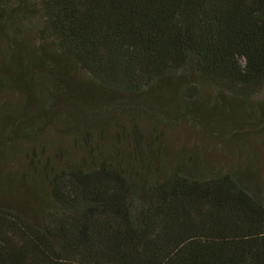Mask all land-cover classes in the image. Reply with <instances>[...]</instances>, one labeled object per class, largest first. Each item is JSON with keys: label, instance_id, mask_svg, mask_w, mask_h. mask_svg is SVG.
Returning <instances> with one entry per match:
<instances>
[{"label": "trees", "instance_id": "16d2710c", "mask_svg": "<svg viewBox=\"0 0 264 264\" xmlns=\"http://www.w3.org/2000/svg\"><path fill=\"white\" fill-rule=\"evenodd\" d=\"M0 37V93L25 103L0 111V145L27 147L47 194L31 211L0 202V264H264V198L239 172L175 161L148 179L89 150L54 165L33 124L60 113L72 68L103 96L174 83L192 102L203 87L248 100L264 91V0H0Z\"/></svg>", "mask_w": 264, "mask_h": 264}, {"label": "rangeland", "instance_id": "374dc122", "mask_svg": "<svg viewBox=\"0 0 264 264\" xmlns=\"http://www.w3.org/2000/svg\"><path fill=\"white\" fill-rule=\"evenodd\" d=\"M4 51L0 37V58ZM69 73L73 92L58 109L61 114L56 112V118L44 120L43 126L33 121L46 138L39 139L42 147H36L35 157L47 158L54 165L57 160L80 165L89 150L94 159L111 157L143 168L148 179L156 178L155 173L167 170L171 163L183 161L204 177L239 172L264 198V91L237 101L203 87L192 102L179 97L172 83L140 96H103L93 85L81 82L76 69ZM23 104L24 99L15 93H0L3 114L13 117ZM22 153L11 155L0 145V202L31 211L44 204L47 194L28 166L35 163Z\"/></svg>", "mask_w": 264, "mask_h": 264}]
</instances>
